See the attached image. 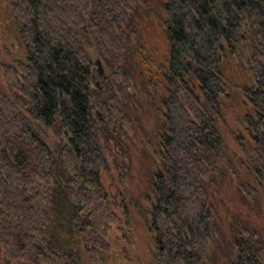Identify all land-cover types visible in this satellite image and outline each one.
I'll return each instance as SVG.
<instances>
[{
	"label": "trees",
	"instance_id": "obj_1",
	"mask_svg": "<svg viewBox=\"0 0 264 264\" xmlns=\"http://www.w3.org/2000/svg\"><path fill=\"white\" fill-rule=\"evenodd\" d=\"M146 5L14 0L11 95L0 94L7 263L105 264L123 223L104 184V174L121 175L108 149L123 147L141 96L159 121L147 218L161 264L211 262L217 186L233 169L220 129L228 113L243 114L246 175L264 178V0ZM234 230L230 264H264V230Z\"/></svg>",
	"mask_w": 264,
	"mask_h": 264
},
{
	"label": "rangeland",
	"instance_id": "obj_2",
	"mask_svg": "<svg viewBox=\"0 0 264 264\" xmlns=\"http://www.w3.org/2000/svg\"><path fill=\"white\" fill-rule=\"evenodd\" d=\"M145 1V7L149 6L153 11L158 7V0ZM13 3L14 0H0V94L8 96L11 91L4 80V65L11 62L7 48L14 47L16 50L17 44V32L11 20ZM149 41L155 55L159 57L156 48L159 43L153 36L149 37ZM138 101L135 125L126 126L123 147L117 148L111 144L108 149L111 164L117 162L121 175L112 166V174H104V184L113 197L123 223H116L110 233V250L105 255V264H161L147 218L151 208L147 196H151L152 191L153 153L158 143L159 121L156 108L146 97L141 96ZM244 124L240 111L237 114L228 113L220 122L221 133L231 153L233 169H230L226 178L220 177L217 186L215 214L219 227L211 250L210 264H230L227 255L236 235L234 229L238 230L250 223L253 228L264 230V178L246 175L241 160L243 151L237 140L240 134H245ZM249 191L252 195L248 194ZM121 205L125 206L124 210ZM0 264H7L1 255Z\"/></svg>",
	"mask_w": 264,
	"mask_h": 264
},
{
	"label": "flooded vegetation",
	"instance_id": "obj_3",
	"mask_svg": "<svg viewBox=\"0 0 264 264\" xmlns=\"http://www.w3.org/2000/svg\"><path fill=\"white\" fill-rule=\"evenodd\" d=\"M261 233H263V232H261ZM73 235H74V234H73ZM73 240H74V242H75L74 236H73ZM7 264H11V263H7Z\"/></svg>",
	"mask_w": 264,
	"mask_h": 264
}]
</instances>
